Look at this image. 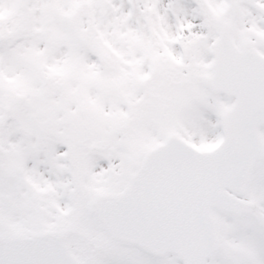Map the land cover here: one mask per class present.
Listing matches in <instances>:
<instances>
[{"label":"snow or ice","instance_id":"obj_1","mask_svg":"<svg viewBox=\"0 0 264 264\" xmlns=\"http://www.w3.org/2000/svg\"><path fill=\"white\" fill-rule=\"evenodd\" d=\"M0 264H264V0H0Z\"/></svg>","mask_w":264,"mask_h":264}]
</instances>
